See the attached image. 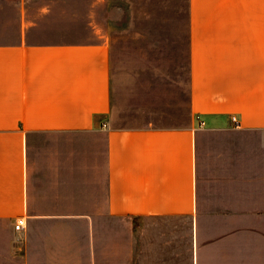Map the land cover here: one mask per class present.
Returning a JSON list of instances; mask_svg holds the SVG:
<instances>
[{"label": "crops", "instance_id": "crops-1", "mask_svg": "<svg viewBox=\"0 0 264 264\" xmlns=\"http://www.w3.org/2000/svg\"><path fill=\"white\" fill-rule=\"evenodd\" d=\"M63 20L0 0V264H112L122 216L186 221L185 264H264V0H187L186 51Z\"/></svg>", "mask_w": 264, "mask_h": 264}, {"label": "rangeland", "instance_id": "rangeland-1", "mask_svg": "<svg viewBox=\"0 0 264 264\" xmlns=\"http://www.w3.org/2000/svg\"><path fill=\"white\" fill-rule=\"evenodd\" d=\"M52 1L63 7L64 20L58 30L59 35L89 38L96 32L94 25H98L108 31L107 35L116 38L118 46L120 41L124 42L119 38L121 28H124L125 35V30L131 28L148 36L144 37V42L133 44L130 49L186 51L183 38L187 0ZM106 12L110 14L108 22L104 18ZM187 225L184 220L113 217L112 264H185Z\"/></svg>", "mask_w": 264, "mask_h": 264}, {"label": "built area", "instance_id": "built-area-1", "mask_svg": "<svg viewBox=\"0 0 264 264\" xmlns=\"http://www.w3.org/2000/svg\"><path fill=\"white\" fill-rule=\"evenodd\" d=\"M232 119H235V117L232 116ZM200 124H202V122ZM23 227H24V219H23V217L17 218L15 220V223H14V229L16 231H20V230L23 229Z\"/></svg>", "mask_w": 264, "mask_h": 264}, {"label": "trees", "instance_id": "trees-1", "mask_svg": "<svg viewBox=\"0 0 264 264\" xmlns=\"http://www.w3.org/2000/svg\"><path fill=\"white\" fill-rule=\"evenodd\" d=\"M106 15H108V13Z\"/></svg>", "mask_w": 264, "mask_h": 264}]
</instances>
